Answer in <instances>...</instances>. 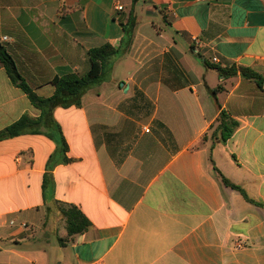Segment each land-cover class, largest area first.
Masks as SVG:
<instances>
[{
	"label": "crops",
	"instance_id": "1",
	"mask_svg": "<svg viewBox=\"0 0 264 264\" xmlns=\"http://www.w3.org/2000/svg\"><path fill=\"white\" fill-rule=\"evenodd\" d=\"M106 44L81 107L0 141V264H264V0H0V45L41 97ZM41 114L0 68V131ZM59 205L90 227L69 238Z\"/></svg>",
	"mask_w": 264,
	"mask_h": 264
},
{
	"label": "trees",
	"instance_id": "2",
	"mask_svg": "<svg viewBox=\"0 0 264 264\" xmlns=\"http://www.w3.org/2000/svg\"><path fill=\"white\" fill-rule=\"evenodd\" d=\"M130 27L134 25V19L129 20ZM126 34L129 30L125 27ZM128 46V42L124 44ZM124 47V48H125ZM119 55V50H116L111 45L106 44L99 48H93L88 52L90 60V69L87 74L78 76L76 74H69L62 77H56L52 80V85L55 88V93L52 97L44 98L39 96L29 86L27 81L19 72L17 65L13 57L9 54L7 49L0 45V68H3L14 86L19 88L25 95H27L31 104L41 111V116L36 119L30 115L22 116L18 121L0 131V141L19 137L25 134H38L41 133V128L47 126L46 122L51 118V111L56 108H69V107H81L83 96L91 89L104 82L107 76L111 72L110 62ZM219 75L225 79L235 77L238 72L243 77L254 79L259 84L262 83L263 78L248 69H237L235 67L230 69H224L217 67ZM224 90L220 85L216 89L210 90V93L214 99L217 94ZM238 127V123L233 121L230 116L222 111L219 117L218 129L221 131V141L225 142L234 133ZM61 152L65 154L67 151V145L64 139L60 138ZM69 162L67 158L64 160ZM225 185L236 189L243 193V190L233 184L227 179L223 178ZM244 194V193H243ZM63 219L66 222V230L68 237H74L76 235L84 233L90 227V221L83 215V213L73 205H59ZM61 244H64L60 239Z\"/></svg>",
	"mask_w": 264,
	"mask_h": 264
},
{
	"label": "built area",
	"instance_id": "3",
	"mask_svg": "<svg viewBox=\"0 0 264 264\" xmlns=\"http://www.w3.org/2000/svg\"><path fill=\"white\" fill-rule=\"evenodd\" d=\"M117 10L118 11H122L123 10V7L122 6H117ZM195 49H193V52L194 53H196V54H198L199 53V48H200V42L198 41V40H195ZM213 62H215V63H218V60L215 58L214 60H213ZM146 132H148V130H146ZM23 227H27L26 225H23Z\"/></svg>",
	"mask_w": 264,
	"mask_h": 264
}]
</instances>
